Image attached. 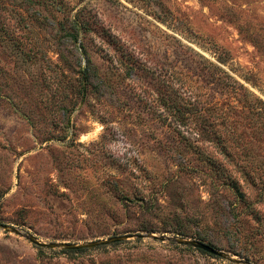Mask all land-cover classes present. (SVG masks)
Masks as SVG:
<instances>
[{
    "label": "rangeland",
    "instance_id": "obj_1",
    "mask_svg": "<svg viewBox=\"0 0 264 264\" xmlns=\"http://www.w3.org/2000/svg\"><path fill=\"white\" fill-rule=\"evenodd\" d=\"M0 264H264V0H0Z\"/></svg>",
    "mask_w": 264,
    "mask_h": 264
},
{
    "label": "water",
    "instance_id": "obj_2",
    "mask_svg": "<svg viewBox=\"0 0 264 264\" xmlns=\"http://www.w3.org/2000/svg\"><path fill=\"white\" fill-rule=\"evenodd\" d=\"M31 241L34 242L37 245L46 246L44 244H40V242H38L35 239H32ZM114 241L118 242L119 239H114ZM177 243H179L180 245H184V246H191V247H193V248H195L197 250L203 251L206 254L211 255L213 257H218V258L224 257L222 252H220V251L216 250L215 248H213L212 246H210V245H208L206 243L200 242V241H183V240H179ZM99 244L100 245H104V244H107V242H100ZM68 247H69L70 250L85 249V247H77V246H68Z\"/></svg>",
    "mask_w": 264,
    "mask_h": 264
}]
</instances>
